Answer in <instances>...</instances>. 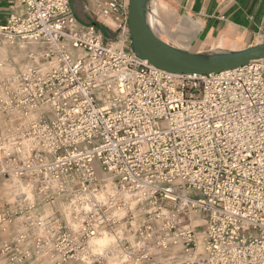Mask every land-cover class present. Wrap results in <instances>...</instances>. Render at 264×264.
Listing matches in <instances>:
<instances>
[{
	"label": "built area",
	"instance_id": "built-area-1",
	"mask_svg": "<svg viewBox=\"0 0 264 264\" xmlns=\"http://www.w3.org/2000/svg\"><path fill=\"white\" fill-rule=\"evenodd\" d=\"M21 1L0 23V185L23 187L0 204L11 264H264V135L237 102L264 98V61L176 75L136 56L128 4L85 25L71 0ZM105 234L116 246L86 261Z\"/></svg>",
	"mask_w": 264,
	"mask_h": 264
},
{
	"label": "crops",
	"instance_id": "crops-1",
	"mask_svg": "<svg viewBox=\"0 0 264 264\" xmlns=\"http://www.w3.org/2000/svg\"><path fill=\"white\" fill-rule=\"evenodd\" d=\"M102 1L90 0L84 4V16L76 12L72 2L71 6L77 19L86 25L89 22L85 18L95 20L97 5ZM119 1L128 4L129 0ZM157 1L175 11L173 20L183 18L174 30L157 32L172 46L200 53L217 49L240 51L264 43V0ZM25 14L26 7L21 0H0V23H5L12 15L22 17ZM109 22L105 26L114 32V25Z\"/></svg>",
	"mask_w": 264,
	"mask_h": 264
},
{
	"label": "water",
	"instance_id": "water-1",
	"mask_svg": "<svg viewBox=\"0 0 264 264\" xmlns=\"http://www.w3.org/2000/svg\"><path fill=\"white\" fill-rule=\"evenodd\" d=\"M153 0H129L128 26L136 56L176 75L208 76L264 61V43L240 51L211 50L191 53L164 41L151 25Z\"/></svg>",
	"mask_w": 264,
	"mask_h": 264
},
{
	"label": "rangeland",
	"instance_id": "rangeland-1",
	"mask_svg": "<svg viewBox=\"0 0 264 264\" xmlns=\"http://www.w3.org/2000/svg\"><path fill=\"white\" fill-rule=\"evenodd\" d=\"M90 0H71L72 5L74 6L76 12L80 15L84 16V4H88ZM165 3V0L163 1ZM162 6V9L167 8V10L165 9V12L161 11H157L159 19L158 21L160 22V25L158 26V30L160 32H164L166 30H174L175 26H178L177 24H179V22H181L183 20V18L179 17L176 18L175 20H173L174 17V13L175 11L169 7L168 5L165 6L161 1H159V3L157 4V7ZM94 7V6H93ZM92 15V14H91ZM162 15V16H161ZM169 17V18H168ZM165 18V19H164ZM85 20L87 22H89V24H93V23H97L96 20L94 19H89V17L87 16L85 18ZM172 23V25H171ZM171 25V26H170ZM101 27V28H100ZM100 29L103 30L105 32V34L107 35H114V32L112 30H110V28L100 25ZM104 28V29H103ZM158 32V33H160ZM113 33V34H112ZM165 36V35H164ZM165 39V37H163ZM4 51V50H2ZM0 52V56L1 54H3V52ZM21 187V189L23 188L22 186H15V185H6V187L4 185H0V204L7 208V204L10 203L15 195V192H17V190ZM47 214H49V212H47ZM7 238V236H6ZM12 263V259H11V254L8 255V253L6 254L3 251V247H2V243H0V264H11ZM19 264H50V262L48 260H31V261H22Z\"/></svg>",
	"mask_w": 264,
	"mask_h": 264
},
{
	"label": "clouds",
	"instance_id": "clouds-1",
	"mask_svg": "<svg viewBox=\"0 0 264 264\" xmlns=\"http://www.w3.org/2000/svg\"><path fill=\"white\" fill-rule=\"evenodd\" d=\"M103 200V196L98 197ZM116 246V239L108 236L107 234L103 235L101 238L91 239L88 242L87 249L85 250L86 255L84 259L88 260V254H94L97 256L105 255L106 252L111 251ZM125 260L127 257L124 258ZM113 264H122V261L117 258L113 260Z\"/></svg>",
	"mask_w": 264,
	"mask_h": 264
},
{
	"label": "snow or ice",
	"instance_id": "snow-or-ice-1",
	"mask_svg": "<svg viewBox=\"0 0 264 264\" xmlns=\"http://www.w3.org/2000/svg\"><path fill=\"white\" fill-rule=\"evenodd\" d=\"M237 102L239 104H242L244 108H249L250 103L257 105L256 108H251L250 111H252L253 115H256L257 113L259 114L261 124H260L258 134L264 135V98H262L259 101H251V102L243 100V99H239ZM225 107H228V105L225 104ZM219 115L223 116L224 113L221 112L219 113ZM217 127H219V125H217Z\"/></svg>",
	"mask_w": 264,
	"mask_h": 264
},
{
	"label": "bare ground",
	"instance_id": "bare-ground-1",
	"mask_svg": "<svg viewBox=\"0 0 264 264\" xmlns=\"http://www.w3.org/2000/svg\"><path fill=\"white\" fill-rule=\"evenodd\" d=\"M159 3V1H157V0H153L152 1V8H151V25H152V27H153V29L156 31V32H160L159 30H158V19H159V16H158V13H157V11H160V9H161V11H163V12H165V9L167 10V8H165V9H162V6H160V7H157V4ZM168 11V10H167ZM162 16V15H161ZM169 18V17H168ZM165 19V18H164ZM173 19H174V17H173ZM187 29V28H186ZM183 32V31H182ZM180 35V34H179Z\"/></svg>",
	"mask_w": 264,
	"mask_h": 264
},
{
	"label": "trees",
	"instance_id": "trees-1",
	"mask_svg": "<svg viewBox=\"0 0 264 264\" xmlns=\"http://www.w3.org/2000/svg\"><path fill=\"white\" fill-rule=\"evenodd\" d=\"M101 28V27H100ZM104 29V28H103Z\"/></svg>",
	"mask_w": 264,
	"mask_h": 264
}]
</instances>
